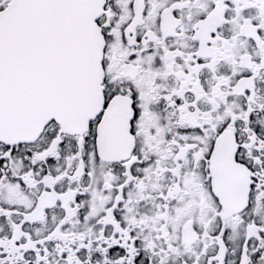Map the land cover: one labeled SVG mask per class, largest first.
<instances>
[{
  "label": "snow or ice",
  "instance_id": "obj_1",
  "mask_svg": "<svg viewBox=\"0 0 264 264\" xmlns=\"http://www.w3.org/2000/svg\"><path fill=\"white\" fill-rule=\"evenodd\" d=\"M0 264H264V0H0Z\"/></svg>",
  "mask_w": 264,
  "mask_h": 264
}]
</instances>
